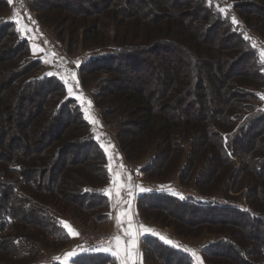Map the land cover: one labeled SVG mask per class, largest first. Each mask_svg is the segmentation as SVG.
<instances>
[{
    "label": "trees",
    "instance_id": "1",
    "mask_svg": "<svg viewBox=\"0 0 264 264\" xmlns=\"http://www.w3.org/2000/svg\"><path fill=\"white\" fill-rule=\"evenodd\" d=\"M26 3L67 55L91 53L79 83L145 174L136 209L149 228L199 240L185 248L204 264H264V56L250 39L264 41V0ZM40 70L0 0V264H61L44 254L71 242L61 221L110 218L108 154L59 76ZM185 248L149 233L141 261L194 264Z\"/></svg>",
    "mask_w": 264,
    "mask_h": 264
},
{
    "label": "rangeland",
    "instance_id": "2",
    "mask_svg": "<svg viewBox=\"0 0 264 264\" xmlns=\"http://www.w3.org/2000/svg\"><path fill=\"white\" fill-rule=\"evenodd\" d=\"M8 2H9V0H8ZM26 2H27V0H26ZM26 2L24 0H11V3H9V7H10V11H11V18H12V21H13L17 31L19 28V25L17 24V20H19L21 22V24H23L28 29V31L23 32V33H21L20 31H18V32H19L20 37L27 41L29 48H30L31 57L40 62L41 70L39 73L41 75H45V76H53V75L59 76L61 82L63 83V85L65 87L66 97L74 100L77 103V105H79L82 108L83 120L85 122H87V124L89 125V127H90L91 131L93 132L95 138L97 140L101 141L102 144L108 149V151H107L108 159H109V156H111V158H112L111 161H113L114 159L120 160V156H119L118 150L114 144L113 137L108 135V133H106L104 131L102 125L100 124L98 116L94 110L92 102L90 101V99L85 94L86 90H83L80 86V83H79L78 69L81 65V62L83 63L84 59L87 56H89L91 53L82 51V49H79L80 47H77L76 49L72 50L71 55H67L64 52V50H66L64 45L60 44V42L57 41L56 37L50 31H48L47 29L43 28L40 25L39 21L37 20L36 13H33L29 10ZM226 7H228V6H226ZM250 39L255 46H257L259 49H261L264 52V41L261 40V38H258L255 34L252 33V34H250ZM34 48L37 50L36 54H34ZM71 60H75V62L79 61V66H78L77 70L68 65L69 61H71ZM47 73H53V75H46ZM70 73L75 74V79H73L72 76L69 75ZM61 77H63L64 79H67L68 84H65L64 79H62ZM68 87H72V89H73L72 95H69ZM78 95L83 97V103L80 100L76 99V96H78ZM88 101L91 102V107L88 109V112H89V115H91L94 118V120L96 121L95 124H93L92 122H90L88 119L85 118V108H88V103H87ZM125 164H128V163L124 160L123 166L121 165L122 166L121 172H122V170H124ZM124 174L127 175V173L125 171H124ZM144 181L146 182L145 174H144V179L139 184H137V188H136V194L137 195L141 193L140 189L143 188L142 185H143ZM128 186L129 185H126L125 188L126 189L129 188V190H130L129 194L132 196L133 189H132V187H130V186L128 187ZM114 201H115V199H114ZM122 211H126V210H122ZM137 213H139V212L137 211ZM142 218L145 222L144 226L149 228V226H148L149 224L145 221V218L143 216H142ZM125 220H126V218H125ZM109 221H110V218L106 224H103V225L99 226L98 228H93V227L88 228V227H84V226H81L78 224H77V226L85 234L110 233L109 230L112 227V223H109ZM113 225H114V227L112 230L114 231L115 228L117 227L116 222ZM125 227H127V226L122 224L118 229H116V231H114V235L119 234V235H121V237L123 239L127 238L124 236V232L122 230ZM161 230L163 232L159 231L156 235L157 238L159 239V235H163V236L167 237L168 239H170L171 241H173V243L175 245H177L179 248H185V247L186 248H189V247L196 248V246L198 244L197 242L199 240L193 239V238L180 237L179 235H176L173 232V230L170 228L166 227V228L161 229ZM77 233H79V230L77 231ZM70 237H71L72 242H70L64 249H62L58 252H45L44 254H58V257L60 258L61 262L64 261L66 254L70 251H75L77 253V256L83 255L82 252H80V249H78V247L76 246L77 236H75V237L70 236ZM140 239H142V237ZM160 241L163 244H166L162 240H160ZM166 245H169V244H166ZM169 246H172V245H169ZM110 254L116 260V262H114V264H120V259L117 258L116 256H114L111 252H110ZM140 256H141V254H140ZM73 258L74 257L69 259L68 264H71V261ZM193 261H194V264H199V262H197L195 260V258H193ZM200 262H202L201 259H200ZM110 264H113V263H110ZM141 264H142V261H141ZM202 264H204V263L202 262Z\"/></svg>",
    "mask_w": 264,
    "mask_h": 264
},
{
    "label": "snow or ice",
    "instance_id": "3",
    "mask_svg": "<svg viewBox=\"0 0 264 264\" xmlns=\"http://www.w3.org/2000/svg\"><path fill=\"white\" fill-rule=\"evenodd\" d=\"M9 3H11V0H9ZM235 19L233 18V23H235ZM17 24L19 25L18 31H20L21 33L28 31V29L21 24V22L19 20H17ZM36 49L34 48V54H36ZM261 56H264V52L261 53ZM77 65H79V61L76 62ZM46 75H53V73H47ZM69 75L72 76L73 79H75V74L74 73H70ZM62 79H64L63 77H61ZM65 84H68V80L64 79ZM68 93L69 95L73 94V89L72 87H68ZM77 100H80L83 103V97L82 96H76ZM262 99H264V97H262ZM88 108H85V118L88 119L90 122H92L93 124L96 123V121L94 120V118L89 115L88 109L91 107V102L88 101ZM101 148H104L105 152L108 151V149L101 144ZM111 156H109V171L112 173V184L114 185V187H110L109 189L105 190V194L112 196L113 194L115 195V202L117 205L122 204L123 201L120 198V193L121 190L125 187V184L121 182V174L118 171H113L112 166H111ZM131 178L129 177V180ZM163 187V186H162ZM141 191H144L145 189L141 188ZM183 198V197H181ZM130 205V201L128 202ZM125 218H126V223H127V227L123 228V232H124V236L127 237V240L123 239L121 237V235L117 234L113 237V244L109 247H101L100 249H97V251H103V252H111L114 256H116L117 258L120 259V264H135L136 258L138 256V243H139V236L142 233H151L153 235H157L154 230L149 229L147 227H145L144 225H135L133 220H132V216L130 211H119L116 217V224L117 227L119 228L122 223L125 222ZM61 223L63 224L64 228L66 229L68 235L75 237L78 235L77 232H75L72 227L64 221H61ZM159 239L162 240L164 243L178 247L177 245H175L173 243V241H171L170 239H168L167 237L163 236V235H159ZM185 252H190L191 256L195 258V260L197 262H199V264H202V262H200V257L197 255V253L195 251H192L190 249H183ZM77 253L75 251H70L66 254L64 261L61 262V264H68V261L70 258L76 256ZM59 259V258H57ZM72 264H75V261L72 262Z\"/></svg>",
    "mask_w": 264,
    "mask_h": 264
},
{
    "label": "built area",
    "instance_id": "4",
    "mask_svg": "<svg viewBox=\"0 0 264 264\" xmlns=\"http://www.w3.org/2000/svg\"><path fill=\"white\" fill-rule=\"evenodd\" d=\"M68 65L76 70L79 66L76 64L75 60L69 61ZM124 171L128 175V185L133 189L132 196L130 194L128 196V202H131L130 205L129 203L128 205L130 207L132 220L135 225H145L142 216L137 213L136 209L138 199L136 188L137 184H139L144 179V173L140 169L130 167L128 164H125ZM129 177L131 178L130 180ZM116 229H118V227H116L114 231H116ZM114 231L112 230L110 233L103 234H85L79 229V233L76 238V246L83 254L90 255L98 253L100 251H97V249H100L101 247H109L113 244ZM143 234L144 233H142L139 237H141ZM135 264H141V257L139 253Z\"/></svg>",
    "mask_w": 264,
    "mask_h": 264
},
{
    "label": "crops",
    "instance_id": "5",
    "mask_svg": "<svg viewBox=\"0 0 264 264\" xmlns=\"http://www.w3.org/2000/svg\"><path fill=\"white\" fill-rule=\"evenodd\" d=\"M109 163H110V161L108 162V164H107V167H108V165H109ZM123 166V159H122V157H121V155H120V160H113V161H111V166H112V169L114 170L115 169V167H116V169H117V171L118 172H120V174H121V182L122 183H124L125 184V186L126 185H128V176L126 175V174H124V170H122V172H121V168H122V166ZM108 171H109V167H108ZM109 173H110V176L112 177V173L109 171ZM111 177H110V182H109V188L110 187H114V185L112 184V180H111ZM129 187V186H128ZM129 192H130V190H129V188L128 189H126L125 187L121 190V193H120V198H121V200L123 201V203L122 204H119V205H117L116 204V202L114 201V199H115V195L113 194L112 196H109V199H110V221H109V223H112V227H111V229L109 230V231H111L112 229H113V227H114V223L116 222V217H117V214H118V212L119 211H122V210H126V212L127 211H130V207H129V205H128V196H129ZM141 194V193H140ZM140 194H138V196L140 195ZM130 213H131V211H130ZM122 224H124V225H126V220H125V222L124 223H122ZM71 227H72V229L75 231V232H77L78 230H76V227H74V225L72 224V223H70L69 224ZM127 226V225H126ZM147 234H149V233H144L141 237H144L145 235H147ZM115 236V235H114ZM141 237H139L138 239H139V243H138V253H139V255H140V241H141ZM71 238V237H70ZM71 242H72V240H71ZM98 253H100V254H102V255H105V256H109L110 257V259L112 260V263L114 264V262H116V260H115V258H113L112 256H111V254H110V252H103V251H100V252H98ZM141 257V256H140Z\"/></svg>",
    "mask_w": 264,
    "mask_h": 264
}]
</instances>
